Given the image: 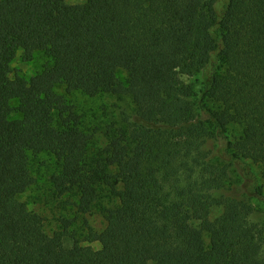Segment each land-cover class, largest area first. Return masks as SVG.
<instances>
[{
	"label": "trees",
	"instance_id": "obj_1",
	"mask_svg": "<svg viewBox=\"0 0 264 264\" xmlns=\"http://www.w3.org/2000/svg\"><path fill=\"white\" fill-rule=\"evenodd\" d=\"M19 56L45 63L27 79ZM76 93L135 113L99 147ZM42 154L54 198L105 220L89 245L19 200ZM250 163L264 177V0H0V264H264Z\"/></svg>",
	"mask_w": 264,
	"mask_h": 264
},
{
	"label": "rangeland",
	"instance_id": "obj_2",
	"mask_svg": "<svg viewBox=\"0 0 264 264\" xmlns=\"http://www.w3.org/2000/svg\"><path fill=\"white\" fill-rule=\"evenodd\" d=\"M68 4L80 5L84 4L86 0H65ZM45 63V59L42 56H37L31 62H24L19 56L14 64L13 68L18 73L27 79L34 76ZM186 82L190 80L184 78ZM194 82L193 84H196ZM198 88V85L196 86ZM58 92L65 93L64 88H58ZM72 101L77 107L78 112L83 116L85 126L90 133H95L96 144L102 147L106 143L105 129L113 123L119 122L124 116H132L135 113L134 104L132 99L128 96L122 98L111 95H99L96 97H89L76 93L70 96ZM241 129L237 125L231 126L229 130V138L236 140L241 136ZM31 163L33 171L37 177V185L28 190L19 197V200L24 203L30 211H33L41 215L45 221V227L47 232L52 235L58 231L63 225L62 220L73 221L70 230L75 233L74 235L81 240L84 245H89L85 242L89 229L95 232H101L106 227V222L99 213L88 214L83 217H77L74 208L65 205L67 198L55 199L48 181L51 172V161L47 155L42 154L38 157H31ZM251 164V169L255 175V179L262 188L264 194V177L261 174V168L259 166ZM256 208V213L253 219L261 224H264V197L258 199L251 198ZM220 210L213 212V217L217 216ZM191 229L200 232L197 223L190 225ZM206 242L208 243V237L204 235ZM74 245V240L70 237L64 239V246L71 248ZM94 249H98V244H90ZM191 258V257H188Z\"/></svg>",
	"mask_w": 264,
	"mask_h": 264
}]
</instances>
